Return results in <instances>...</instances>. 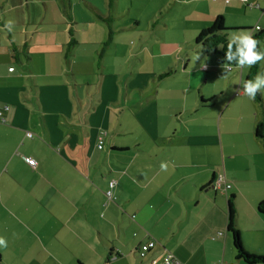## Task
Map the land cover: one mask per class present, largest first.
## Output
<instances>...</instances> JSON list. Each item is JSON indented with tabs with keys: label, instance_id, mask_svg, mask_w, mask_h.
I'll list each match as a JSON object with an SVG mask.
<instances>
[{
	"label": "crops",
	"instance_id": "obj_1",
	"mask_svg": "<svg viewBox=\"0 0 264 264\" xmlns=\"http://www.w3.org/2000/svg\"><path fill=\"white\" fill-rule=\"evenodd\" d=\"M147 1L142 31L136 0H0V264H163L166 251L247 264L226 231L231 195L244 244L264 251L249 67L225 73L194 41L219 14L228 36L264 30V0H185L182 28L157 16L177 0ZM219 174L230 188L213 187Z\"/></svg>",
	"mask_w": 264,
	"mask_h": 264
},
{
	"label": "trees",
	"instance_id": "obj_2",
	"mask_svg": "<svg viewBox=\"0 0 264 264\" xmlns=\"http://www.w3.org/2000/svg\"><path fill=\"white\" fill-rule=\"evenodd\" d=\"M228 27L225 25L223 15H216L212 23L201 29L195 37V43L200 45V51L203 54L218 55L220 61L224 63V56L227 47ZM255 38L261 41L264 38V30L254 33ZM222 46V47H220ZM258 50L261 51L258 44ZM261 61L252 65L244 77V81L253 79L257 74ZM236 67V66H233ZM232 67V68H233ZM256 100L260 103L261 118L258 121L255 129V135L264 141V97L258 91ZM102 148V147H101ZM234 196L231 195L227 207V223L226 231L231 236L232 244L235 250L236 257L247 264H264V251L250 250L245 244L241 236L240 229L237 225V207L234 201ZM258 213L264 217V198L257 204Z\"/></svg>",
	"mask_w": 264,
	"mask_h": 264
},
{
	"label": "clouds",
	"instance_id": "obj_3",
	"mask_svg": "<svg viewBox=\"0 0 264 264\" xmlns=\"http://www.w3.org/2000/svg\"><path fill=\"white\" fill-rule=\"evenodd\" d=\"M259 30L260 26L257 25L256 31ZM258 44L259 40L255 38L254 33L251 31L231 33L227 37V47L223 58L224 63L221 65L225 73L230 72L233 66L250 68L257 62L264 61V51L258 50ZM200 54L199 52L195 60L199 58ZM240 85L243 89V95L250 100H254L258 91L264 94V73H258L253 79L244 81ZM7 243L6 238L0 236V248L7 247Z\"/></svg>",
	"mask_w": 264,
	"mask_h": 264
},
{
	"label": "built area",
	"instance_id": "obj_4",
	"mask_svg": "<svg viewBox=\"0 0 264 264\" xmlns=\"http://www.w3.org/2000/svg\"><path fill=\"white\" fill-rule=\"evenodd\" d=\"M226 1H228V0H226ZM12 69H13V67L9 68V70H12ZM8 109H9V106L7 104H5V105L0 107V119L3 120L4 112H6ZM102 144H103V140H102L101 137H99L98 144H97L98 148H101ZM24 160L31 167H34L36 165V160L33 157H31V156H25ZM114 185H115V181L111 180L109 182L108 189L105 192V195L108 198V200H112L113 199L112 188H113ZM230 186L231 185L225 181V178L223 177L222 174H219L213 180V187L215 189H217V190L218 189L219 190H226V189L230 188ZM156 243L157 242L155 240H153V239H151V240H149L147 242L140 243L139 246H138L139 256L141 258H144L149 253V251L152 248L155 247ZM150 263L151 264H156L157 263V259L156 258H152ZM162 263L163 264H180L179 260L170 251H166V253L162 256Z\"/></svg>",
	"mask_w": 264,
	"mask_h": 264
},
{
	"label": "rangeland",
	"instance_id": "obj_5",
	"mask_svg": "<svg viewBox=\"0 0 264 264\" xmlns=\"http://www.w3.org/2000/svg\"><path fill=\"white\" fill-rule=\"evenodd\" d=\"M137 2L133 3L132 7H130V11L132 15H136V16H140V18L142 19V24L141 26L137 27L138 29L144 31L146 30L147 26H146V21L145 18L143 19L142 14H141V7H145L144 4H146V16L149 14V12H147V10L149 9V6L153 3V1H150L147 3L146 0H136ZM178 4L171 6L170 8H164L165 10H162L161 12L157 13V16H163L165 17V20L167 21V23L170 26H173L174 28L176 27H181L182 28V24L185 22V20L188 18L187 16V12L189 11L188 7L186 6V4L184 3L185 0H177ZM143 5V6H142ZM162 18V17H161ZM186 24V23H185ZM178 32V30H177ZM170 32L166 33L169 34ZM145 229V228H144ZM133 231V230H132ZM132 231H130V235L129 238H133L135 240L141 239L143 236H145L147 232V230H141V231H136L135 233L137 234L136 236H133L131 233Z\"/></svg>",
	"mask_w": 264,
	"mask_h": 264
}]
</instances>
